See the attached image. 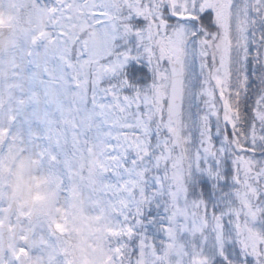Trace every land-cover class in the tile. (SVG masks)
I'll use <instances>...</instances> for the list:
<instances>
[{
  "label": "snow or ice",
  "instance_id": "1",
  "mask_svg": "<svg viewBox=\"0 0 264 264\" xmlns=\"http://www.w3.org/2000/svg\"><path fill=\"white\" fill-rule=\"evenodd\" d=\"M5 11L0 264H81L77 227L93 264H264V159L251 154L264 145V0H0ZM225 153L232 186L214 204L192 197V170L222 180ZM21 160L41 209L13 195ZM152 202L161 238L138 230Z\"/></svg>",
  "mask_w": 264,
  "mask_h": 264
},
{
  "label": "rangeland",
  "instance_id": "2",
  "mask_svg": "<svg viewBox=\"0 0 264 264\" xmlns=\"http://www.w3.org/2000/svg\"><path fill=\"white\" fill-rule=\"evenodd\" d=\"M14 19H16L14 13L7 11L0 13V25L11 24ZM131 62H134V60L129 61V63ZM141 64L145 67H142ZM136 65H138V69H135L134 76L132 78L129 76V78L132 80V82L139 83L141 85L147 83L151 79V72L148 69L147 65L145 63H136ZM143 68H146V74L143 73ZM125 72L129 75L128 68H125ZM251 154L254 156V158L264 159V145L256 146L255 151ZM223 156L225 159H228V162L225 163L223 158L220 159L219 167H228L229 165L232 166L231 156L228 153L223 154ZM221 161H224L223 165ZM27 167L28 165L26 161L21 160L18 161L16 167L12 169L13 195L20 196L22 203H28L36 209H41L47 197L46 194L37 187V185L39 184V180H33L32 177L27 174ZM8 170L9 165L5 164L4 171L7 172ZM222 173L223 171H221V174ZM231 175L228 180L223 177V179L219 180V182L224 185L229 183L228 186L231 187ZM206 177H209L211 179V183L209 184V186H211L212 184L215 190L219 192L221 191L220 188L215 187L218 183L216 178L210 177L207 173L203 171H197L194 168L191 173V180L189 181V194L192 197L196 198L198 197L197 192H202L203 198L206 199L209 204H214L219 195L212 196V198L208 197L207 192L210 188L208 187L206 182H201L206 180ZM199 183L201 184L198 187L197 185ZM229 187L227 189H229ZM163 214L164 210L162 205H158L156 202L149 203L144 208L142 214V219L144 222L142 225L138 226V230H144L147 234L153 236L154 238H161L162 234L158 231V225L162 222L161 217L163 216ZM76 232L77 238L73 241L72 247L74 255L80 258L81 264H93V261L98 256L96 245H93L91 241L88 240L87 235L84 234V230L82 228L77 227Z\"/></svg>",
  "mask_w": 264,
  "mask_h": 264
},
{
  "label": "trees",
  "instance_id": "3",
  "mask_svg": "<svg viewBox=\"0 0 264 264\" xmlns=\"http://www.w3.org/2000/svg\"><path fill=\"white\" fill-rule=\"evenodd\" d=\"M137 66H138V65H136V61H134V62L129 63V65L126 67V68L129 69V76H130L131 78L134 76L135 69H138ZM141 66H142V67H145V66L142 65V64H141ZM139 70H140V69H139ZM143 73L146 74V68H143ZM222 158H223V160L225 161V163L228 162V159H225L224 156H222L220 159H222ZM224 161H221L222 165L224 164ZM228 167H229V168H228ZM228 167H225V166H221V167H220V170L223 171V173L221 174V176L224 177V178H226V180H228V178H229L230 175H231V168H232V166L229 165ZM217 181H218V180H217ZM201 182H203V183L206 182V184H207L208 187L210 188V189L208 190V192H207V195H208L209 198H212V196H215V195H219V194H218L219 191L215 190V189H214V186H212V184H211V186H209V184L211 183V179H210L209 177H206V180L201 181ZM200 184H201V183H199L197 186L199 187ZM217 185H219L218 188H220L221 191H222V190H223V191H226L227 188L229 187V186H228L229 183L224 185V184H221V182H219V181H218ZM215 187H217V186H215ZM229 188H230V187H229ZM197 195H198V197H203V196H202V195H203L202 192H197Z\"/></svg>",
  "mask_w": 264,
  "mask_h": 264
},
{
  "label": "water",
  "instance_id": "4",
  "mask_svg": "<svg viewBox=\"0 0 264 264\" xmlns=\"http://www.w3.org/2000/svg\"><path fill=\"white\" fill-rule=\"evenodd\" d=\"M10 25H1L0 28H7L9 27Z\"/></svg>",
  "mask_w": 264,
  "mask_h": 264
}]
</instances>
